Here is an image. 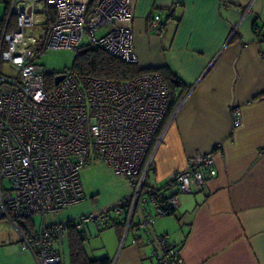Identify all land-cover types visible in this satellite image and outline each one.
I'll return each instance as SVG.
<instances>
[{"label": "built area", "instance_id": "built-area-1", "mask_svg": "<svg viewBox=\"0 0 264 264\" xmlns=\"http://www.w3.org/2000/svg\"><path fill=\"white\" fill-rule=\"evenodd\" d=\"M0 2L16 17L15 28L4 30L0 41V66L6 61L11 71H0V219L15 228L21 247L36 264H61L55 243L69 229L90 222H123L124 235L133 230L132 244L149 246L155 264H183L181 248L166 235L151 233L150 227L177 208L178 193L200 190L216 174L214 153L221 142L194 153L173 173L167 186L174 191L167 186L142 189L150 165L146 154L169 100L162 75L151 70L129 80H111L70 69L55 84L57 75L35 63L48 49L79 50L87 35L91 47L136 64L133 1L97 0L91 8L90 0ZM38 15L43 17L41 32L26 35L25 27L34 26ZM158 24L155 15L148 30ZM48 78H53L51 87ZM230 115L232 128L240 126V109L232 106ZM91 158L102 159L115 174L128 178L131 196L109 209L46 225L49 212L85 199L79 173ZM34 216L42 221L33 234L16 225Z\"/></svg>", "mask_w": 264, "mask_h": 264}, {"label": "crops", "instance_id": "crops-1", "mask_svg": "<svg viewBox=\"0 0 264 264\" xmlns=\"http://www.w3.org/2000/svg\"><path fill=\"white\" fill-rule=\"evenodd\" d=\"M132 1L136 66L178 80L174 96L181 95L149 145L146 188L167 186L194 153L222 144L214 153L216 174L202 189L178 193L177 208L157 217L150 232L178 245L183 264H264V0ZM155 15L159 24L149 31ZM35 21L31 27L39 33L43 17ZM232 106L240 109L237 128ZM119 223H88L93 230L105 226L93 248L85 225L87 254L111 264H155L150 247L132 244L136 233L124 235ZM67 234L55 243L67 251L61 264H69ZM21 250L7 263L36 264L30 251Z\"/></svg>", "mask_w": 264, "mask_h": 264}, {"label": "rangeland", "instance_id": "rangeland-1", "mask_svg": "<svg viewBox=\"0 0 264 264\" xmlns=\"http://www.w3.org/2000/svg\"><path fill=\"white\" fill-rule=\"evenodd\" d=\"M5 12L6 4L0 2V21L4 18ZM14 18L16 20V17ZM36 30V27H25V34L35 35ZM89 47H91V42L86 35L79 50L48 49L39 55L35 63L40 67L52 71L54 75L63 74L71 69L75 55L79 51H83ZM0 71L6 75L11 72L6 61L1 62ZM79 174L86 196L85 199L80 203L66 206L59 211L49 212L45 216L46 225L76 218L85 213L109 209L120 199H128L134 190L128 178L115 174L112 168L100 158H91L80 170ZM150 176L151 172L145 178L146 184H149ZM4 184H6L5 181ZM136 218L137 215L135 216ZM41 221L42 217L35 216V226L38 227ZM20 222H16V225L21 229L23 226ZM86 225L90 228V231L86 228V232H88V245L92 248L96 247L101 242V238H103L101 232L104 231L105 233V226H97L93 230L92 227H94V224L87 223ZM57 248L61 251V258L66 259L67 251L65 246L58 245ZM19 251L22 250L15 228L6 220L0 219V264H10L7 263V259Z\"/></svg>", "mask_w": 264, "mask_h": 264}, {"label": "trees", "instance_id": "trees-1", "mask_svg": "<svg viewBox=\"0 0 264 264\" xmlns=\"http://www.w3.org/2000/svg\"><path fill=\"white\" fill-rule=\"evenodd\" d=\"M96 1L97 0H90V8L95 4ZM15 26L16 20L13 16H9L8 9L6 6L5 16L0 21V41L3 31L12 30L15 28ZM71 69H74L83 75H90L98 78L111 80H129L142 72L151 70L159 72L157 69L141 70L136 66V64L125 63L117 58L108 55L103 50L96 47H89L83 51H79L75 55ZM162 77L165 79L168 85L169 100L164 117L156 131V135L160 132L165 120H167V118L173 113L181 99L180 94L177 97L174 96L175 88L180 87V83L178 82V80L167 79V77L163 75ZM47 84L48 87L53 86V78H48ZM149 153L150 151L148 149L145 161H147ZM149 169L150 165L148 167V171L146 173L145 178L148 176ZM146 185L147 184L144 180L142 189H146ZM20 223L23 227L26 228L28 234H33L35 232V227L32 220H23ZM117 225L122 228L124 227L123 222H120ZM67 235L69 264H111L110 260L107 257L92 258L87 254L84 246L87 240V236L84 234L83 228L79 230L71 228L68 230Z\"/></svg>", "mask_w": 264, "mask_h": 264}, {"label": "water", "instance_id": "water-1", "mask_svg": "<svg viewBox=\"0 0 264 264\" xmlns=\"http://www.w3.org/2000/svg\"><path fill=\"white\" fill-rule=\"evenodd\" d=\"M62 78H63V75L55 76L54 83L57 84Z\"/></svg>", "mask_w": 264, "mask_h": 264}]
</instances>
